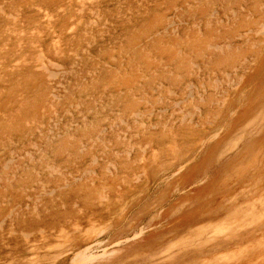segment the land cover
Returning a JSON list of instances; mask_svg holds the SVG:
<instances>
[{
  "label": "rangeland",
  "instance_id": "1",
  "mask_svg": "<svg viewBox=\"0 0 264 264\" xmlns=\"http://www.w3.org/2000/svg\"><path fill=\"white\" fill-rule=\"evenodd\" d=\"M263 26L264 0H0V264L50 260L61 231L103 226L99 242L144 229L123 264L173 263L200 249L183 235L216 196L214 182L189 198L183 186L174 194L170 180L146 179L141 160L153 150L156 169L169 172L172 142L182 157L197 136L222 129L225 148L210 161L220 175L234 167L247 143L229 152L239 115H226L263 78L251 77L264 65ZM230 51L236 68L224 60Z\"/></svg>",
  "mask_w": 264,
  "mask_h": 264
},
{
  "label": "bare ground",
  "instance_id": "2",
  "mask_svg": "<svg viewBox=\"0 0 264 264\" xmlns=\"http://www.w3.org/2000/svg\"><path fill=\"white\" fill-rule=\"evenodd\" d=\"M47 19H49V17H47ZM260 32L264 33V26ZM53 43L56 48L60 47L58 38L54 39ZM228 47L229 45H227L222 54L229 49ZM224 60L230 61L228 63L232 62V67L236 68L233 65L234 55L231 51L224 57ZM262 60L261 64H264V56ZM38 63L41 67H45V58L41 53H39ZM241 64L242 62H240V66ZM263 66L258 68L259 71L257 73L255 72L256 67L253 68L251 72V77L254 76V79L258 76H262L263 78L261 81H256L254 83L248 82L242 91V97L244 98L240 100L238 105L233 106V104L229 113L226 115L227 121L239 115L237 118L238 120L234 119L237 120L235 125L232 126L231 129L227 127L228 131L233 129L232 131L234 134H239L233 146L229 148V152L235 156L238 152V144L241 142L247 143L244 148L245 150H243V154L240 155L238 159L234 158L236 163L232 169L226 170L220 175L215 165L210 161V158H213L216 152L225 148L226 135H223L224 131H222V129L215 131V133L210 136H197V141L195 139L196 142L194 141L192 146H190L192 148H188L182 157L178 153L177 145L172 142L169 145V149L175 156V160L178 161L176 168L171 169L169 172L162 169L158 171L156 169V166L161 161L158 160L157 153L153 150L150 162L145 158L142 160L140 159L144 168L143 174L146 179L149 181L158 179L160 181L163 180V182L170 180L166 183L168 185L172 183L171 189L174 190V194H176L177 187L183 186L184 190H186L185 195L189 198L200 190L206 191L212 185L211 183L214 182L213 184H215V186H212L209 190L215 193L214 195L216 196H210L209 199L207 198L209 204L206 206L205 210L201 211L199 214L200 217L196 220L195 228L193 230L187 228L189 232L188 235H183L186 244L194 242L196 246L201 245V248H198L197 251L188 250L186 256L184 255L185 258L181 257L173 263V260L169 261L170 263L167 261L162 262L163 264H264V141H262V139L264 140ZM226 77H228V75H226ZM245 80V77H241L239 83L233 88L243 86ZM214 84L217 86L218 83L216 80H214ZM257 88L258 90L255 91ZM245 99L246 103L244 104L243 102ZM225 123L227 122L225 121ZM207 124L210 125L211 122L207 121ZM195 126L199 127V124H195ZM186 142L187 141H184L182 143L184 148L187 147ZM142 152L143 154L145 153L144 149ZM226 161H229V157L226 158ZM209 166L211 167L206 168ZM50 170L54 172L52 168H50ZM246 176L250 184L242 186L241 183H236ZM138 180L139 178H136V181ZM234 184H236L235 187H238L240 190L241 205H237L233 202L232 196L235 191L237 192L236 188L232 189ZM256 184L261 186L258 192L255 189L257 186ZM223 189H228L227 193L224 196H222L223 194L218 195ZM180 198L183 199V202L188 199L185 198L184 195ZM176 199L174 198L172 200L170 208L176 209L175 207L178 206ZM185 205L189 206L191 204L185 203ZM159 207L160 206H158V208ZM160 210L162 209L151 211L154 219L160 217ZM163 210L165 212V209ZM225 210H227L228 215L214 221L222 212H226ZM188 221L190 220L188 219ZM133 226L134 225H130L126 230L127 232L129 231L130 234L124 231V237L121 236L114 239H109V237L108 240H104L105 242L97 241V237L104 235L109 230V226H103L98 229H86L87 231L84 230L85 233L81 236H72L71 234L69 235L61 231L57 238L61 239L59 244L62 246L56 245L57 250L59 247L57 255L50 258V260L46 258L42 259L40 261L41 263L37 264H63L68 256H70L68 264H123V262H121V253H126L129 249L130 242H139L144 234V229H139L140 227L138 228V232H133ZM76 230L77 229L74 228L73 232ZM122 231L123 230H121V232ZM73 232L72 234L75 233ZM21 236L24 238V241H26V246L32 247L33 249L28 234H22ZM149 238L150 236L147 235L145 240ZM201 238H204V240ZM29 251H31V249ZM139 254L140 253L137 252L136 257L139 256Z\"/></svg>",
  "mask_w": 264,
  "mask_h": 264
}]
</instances>
